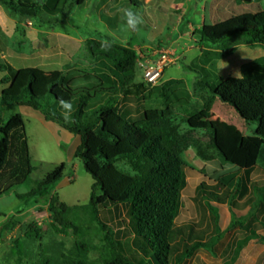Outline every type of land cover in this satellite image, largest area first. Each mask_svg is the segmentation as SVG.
Segmentation results:
<instances>
[{
  "label": "rangeland",
  "instance_id": "374dc122",
  "mask_svg": "<svg viewBox=\"0 0 264 264\" xmlns=\"http://www.w3.org/2000/svg\"><path fill=\"white\" fill-rule=\"evenodd\" d=\"M107 1L86 0L71 12L56 16L42 9L33 16H23L16 11V3L11 6L0 0V63L14 69L35 67L52 71L76 68L92 72L96 62L90 56L88 41L107 39L135 50L134 84H144L146 90L136 94L133 87L131 94L125 97L119 94L116 98L117 110L133 120L139 119L148 109L164 110L165 106H169L172 110V124L188 143L183 157L191 168L186 171V187L182 193L177 225L195 224V230L203 235V241L207 243L219 237L211 249L199 250L184 264H227L237 243L248 236L250 230L264 236V231L257 230L258 224L264 223V205L255 213L253 208L257 204L254 185L264 189V146L256 169L244 174L217 157L210 148V137L206 131L190 130L185 120L189 114L202 108L203 99L207 96L204 82L210 85L218 77L236 78L237 71L242 74L240 78L264 82V62L260 61L264 58V46L230 41L226 50L231 54L221 57L224 45L205 47L197 32L203 24L212 25L244 11L254 13L264 10V0H191V18H186L191 19V34H184L182 38L180 35L183 33L173 31L177 19V12L173 9L168 21L167 17H163L167 22V27L163 29V18H159L163 13L154 12L151 4H147L144 9L136 10L143 23L129 32L123 30V20L118 12L120 7H127L124 0H113V3L105 5ZM39 3L42 6V0ZM159 51L166 52L173 62L165 68L163 79L181 80L186 84V105L180 104V99L183 100L181 96L174 97L162 91L149 93L153 87L144 82L141 65L153 60L154 54ZM224 62L227 66L221 68ZM4 87L0 86V93ZM45 112L61 114V109L52 104ZM212 112L222 122L235 126L243 135L254 134L256 125L245 123L232 107L216 100ZM15 114L23 117L29 158L35 171L27 183L11 188L0 197V264H69L73 260L78 261V244L85 245L88 264H104L101 256L104 249H109V239L122 256L132 261L141 258L134 251L126 210L122 207L109 204L98 207L97 222L72 214L70 219L74 221L75 229H63L50 220L48 208L52 196H57L59 202L69 207L84 206L89 202L93 180L80 160L73 158L79 145L78 138L62 134L56 130L57 124L46 122L39 112L11 105L3 108L0 103L2 122ZM193 142L201 145L203 154L209 157L208 161L197 156ZM62 163L65 170L61 181L39 196L21 199L20 196L34 182L42 180ZM246 180L248 191L241 200L238 196L243 191L237 186L240 181ZM200 184L216 189L215 193L226 202L212 204L217 210L216 223L198 192ZM233 217L236 224L231 228ZM30 224H35L40 230L38 240L25 238ZM247 249L258 253L255 264H264V243L250 241Z\"/></svg>",
  "mask_w": 264,
  "mask_h": 264
},
{
  "label": "trees",
  "instance_id": "16d2710c",
  "mask_svg": "<svg viewBox=\"0 0 264 264\" xmlns=\"http://www.w3.org/2000/svg\"><path fill=\"white\" fill-rule=\"evenodd\" d=\"M23 16H33L42 9L50 15L71 12L86 0H2ZM127 7L143 9L144 0H124ZM205 47H223L221 57L231 54L226 50L230 41H243L264 46V10L244 11L212 25L203 24L197 32ZM102 51L100 42L88 41L87 46L95 68L92 72L76 68L44 71L35 67L14 69L0 63L1 106H18L39 112L46 122L57 124L70 135L79 137V145L73 158L80 160L85 172L93 180L89 202L84 206L69 207L59 202L57 196L49 200L50 220L63 229H75L73 214L97 222V208L106 204L126 210L128 229L133 237V248L140 255L132 261L119 253L111 239L109 249L101 256L104 264H184L203 248H212L217 239L208 243L195 230V224L177 225L181 198L186 187V171L191 170L184 160L188 143L172 124L173 112L145 110L139 119H130L117 110V96L136 94L146 90L144 84H134L137 54L135 50L111 43ZM220 49V48H219ZM264 62V58L260 60ZM207 96L202 108L189 114L185 123L190 130H204L210 137V148L218 158L245 174L256 169L264 146V82L248 78L218 77L208 84L204 82ZM162 91L174 97L181 96L180 104L186 105L188 91L182 81L172 80L161 87H153L149 93ZM70 100L74 111L66 122L60 113H46L45 109L58 100ZM232 107L245 123L256 125L252 136L243 135L235 126L226 124L212 112L215 101ZM192 147L203 161H208L198 142ZM62 163L48 172L42 180L34 182L21 199H31L54 187L63 177ZM35 171L29 158V148L24 133V120L15 114L5 123L0 120V197L11 188L28 182ZM243 193L247 180L237 186ZM214 190V192H213ZM216 189L200 184L198 192L205 205L218 221L213 203L225 204ZM257 204L254 213L264 205V189L255 184ZM251 216H253L251 214ZM236 224L234 217L230 227ZM216 230L218 228L216 227ZM257 230L264 231V223ZM40 230L30 224L26 239H39ZM256 240L264 243V237L250 230L240 240L233 257V264L246 245ZM78 261L69 264H88V251L78 244Z\"/></svg>",
  "mask_w": 264,
  "mask_h": 264
},
{
  "label": "crops",
  "instance_id": "0c3cea01",
  "mask_svg": "<svg viewBox=\"0 0 264 264\" xmlns=\"http://www.w3.org/2000/svg\"><path fill=\"white\" fill-rule=\"evenodd\" d=\"M111 3H113V0H108L105 5H109ZM144 4L145 5H144L143 9L146 7L147 4H151V8L153 9L154 12L163 13V15H161L159 18L167 17L166 21H168L169 16L172 15V13H170V12L173 9L174 12H177V15H176L177 19L175 20L176 21V27L174 28L173 31L177 32L178 34L183 33L182 35H180V38H182L184 36V34H191V19L190 20L186 19L187 17L191 18V0H144ZM154 5L156 7H154ZM146 17H150V16H146ZM164 18L162 20L164 23L161 21L163 23L162 24L163 29H165L167 27V22L164 21ZM164 73H165V71H164ZM164 73H163L162 79L158 85H160L162 83V81L164 82L162 84V86L164 84H166L167 82L172 81L171 78L164 80L163 79ZM176 81H181V80H176ZM158 87H161V86H158ZM185 88H186V84H185ZM186 90H187V88H186ZM56 127H57L56 130L60 131L62 134L65 133L66 136H70V137L73 136V135H70L67 131L61 129L60 127H58V126H56ZM75 137H76V139L78 138V142H79V137H77V136H75ZM252 241H254V240H252ZM247 246H248V244L246 245L245 248H243V250L240 252L238 258L236 259V261L233 264H255L256 263V261L258 260V257H259L258 253H253L251 251V249L246 250ZM242 254H243V256H242ZM194 264H203V263L198 262V263H194Z\"/></svg>",
  "mask_w": 264,
  "mask_h": 264
},
{
  "label": "clouds",
  "instance_id": "9594fccd",
  "mask_svg": "<svg viewBox=\"0 0 264 264\" xmlns=\"http://www.w3.org/2000/svg\"><path fill=\"white\" fill-rule=\"evenodd\" d=\"M118 12L121 14L122 20H123V30L125 31H134L138 29V27L143 23V19L138 11L134 10L133 8H127V7H120L118 9ZM111 35V33H109ZM112 46L111 42L107 39L102 40L100 42V48L102 51L108 50ZM226 62H224V66L221 68L226 67ZM236 78H240L242 74L237 71L235 73ZM59 107L61 109V116L62 118L68 122L72 119L74 107L70 100H65L63 98H60L58 100Z\"/></svg>",
  "mask_w": 264,
  "mask_h": 264
},
{
  "label": "built area",
  "instance_id": "2783aa9c",
  "mask_svg": "<svg viewBox=\"0 0 264 264\" xmlns=\"http://www.w3.org/2000/svg\"><path fill=\"white\" fill-rule=\"evenodd\" d=\"M154 56L153 60L141 65L144 82L151 87L157 86L160 83L165 68L173 63L164 51L156 52Z\"/></svg>",
  "mask_w": 264,
  "mask_h": 264
},
{
  "label": "water",
  "instance_id": "95a60500",
  "mask_svg": "<svg viewBox=\"0 0 264 264\" xmlns=\"http://www.w3.org/2000/svg\"><path fill=\"white\" fill-rule=\"evenodd\" d=\"M38 2H40V0H38Z\"/></svg>",
  "mask_w": 264,
  "mask_h": 264
}]
</instances>
